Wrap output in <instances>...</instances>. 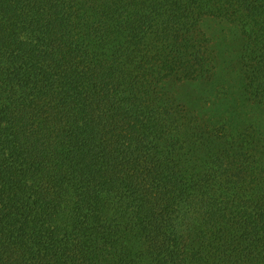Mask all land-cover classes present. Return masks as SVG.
<instances>
[{
	"label": "trees",
	"instance_id": "trees-1",
	"mask_svg": "<svg viewBox=\"0 0 264 264\" xmlns=\"http://www.w3.org/2000/svg\"><path fill=\"white\" fill-rule=\"evenodd\" d=\"M214 25L254 123L177 95ZM0 264H264V0H0Z\"/></svg>",
	"mask_w": 264,
	"mask_h": 264
},
{
	"label": "rangeland",
	"instance_id": "rangeland-1",
	"mask_svg": "<svg viewBox=\"0 0 264 264\" xmlns=\"http://www.w3.org/2000/svg\"><path fill=\"white\" fill-rule=\"evenodd\" d=\"M212 43L215 47L217 61L213 82L187 81L177 82L175 90L181 96L182 103L195 110L202 117L215 120L216 123L237 124L254 123L259 113L245 99H240L235 64L233 33L226 29L213 26L210 29ZM217 38V39H215ZM261 114V113H260ZM239 125V126H240Z\"/></svg>",
	"mask_w": 264,
	"mask_h": 264
}]
</instances>
